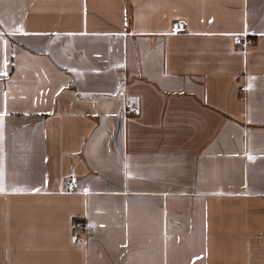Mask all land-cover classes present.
Masks as SVG:
<instances>
[{"label": "crops", "instance_id": "obj_1", "mask_svg": "<svg viewBox=\"0 0 264 264\" xmlns=\"http://www.w3.org/2000/svg\"><path fill=\"white\" fill-rule=\"evenodd\" d=\"M0 264H264V0H0Z\"/></svg>", "mask_w": 264, "mask_h": 264}, {"label": "built area", "instance_id": "obj_2", "mask_svg": "<svg viewBox=\"0 0 264 264\" xmlns=\"http://www.w3.org/2000/svg\"><path fill=\"white\" fill-rule=\"evenodd\" d=\"M184 21L182 20H175L172 22V29L174 31H178V30H182L184 29ZM251 36L248 33H243L242 35H239L235 38L236 43L240 44V45H246L249 42H251ZM240 89H244V85L240 86ZM137 109V105L136 103L131 100L126 98V102H125V111L126 112H135ZM66 189L68 191H76L78 190V185H77V181L76 179L70 175L68 176V180L66 183ZM84 190V189H83ZM74 230L77 232H86L87 230L91 229L92 226L87 224V223H82L79 220H76L73 224Z\"/></svg>", "mask_w": 264, "mask_h": 264}, {"label": "snow or ice", "instance_id": "obj_3", "mask_svg": "<svg viewBox=\"0 0 264 264\" xmlns=\"http://www.w3.org/2000/svg\"><path fill=\"white\" fill-rule=\"evenodd\" d=\"M4 64H5V68H6L7 67V58H5ZM4 74H6V72ZM250 159H251V157H250Z\"/></svg>", "mask_w": 264, "mask_h": 264}]
</instances>
